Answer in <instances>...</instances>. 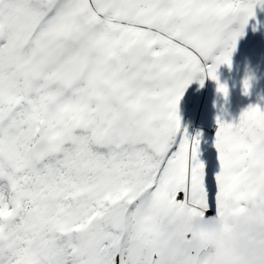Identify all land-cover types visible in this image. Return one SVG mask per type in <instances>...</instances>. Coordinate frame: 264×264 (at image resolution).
Returning <instances> with one entry per match:
<instances>
[{
    "label": "snow or ice",
    "instance_id": "6c2138e0",
    "mask_svg": "<svg viewBox=\"0 0 264 264\" xmlns=\"http://www.w3.org/2000/svg\"><path fill=\"white\" fill-rule=\"evenodd\" d=\"M260 3L0 0V264H264L182 228L264 194V110L217 118L211 175L178 115Z\"/></svg>",
    "mask_w": 264,
    "mask_h": 264
},
{
    "label": "trees",
    "instance_id": "16d2710c",
    "mask_svg": "<svg viewBox=\"0 0 264 264\" xmlns=\"http://www.w3.org/2000/svg\"><path fill=\"white\" fill-rule=\"evenodd\" d=\"M253 11L254 16L248 20L243 33L252 32V39H257L256 44L254 47H247L245 51L241 50V48L238 47L240 43L239 39L245 34L241 35L237 39L235 49L231 53L230 67L221 65L218 67L216 72L217 81L227 88V95L223 96L218 93L216 91L217 81L207 78L206 80L204 78L202 85L200 84V91L196 95L195 89L200 80L199 75H197V77L193 79L192 83H190L185 89L179 101L178 115L180 118V125L182 124L184 115L190 109V106L193 104L196 106L197 103L202 102L204 97L209 95L212 96L213 100L210 101V104H212L219 112L218 118L223 120L225 123H234L236 120L232 119L228 115L232 114L238 118L242 110L247 108L249 105H253L252 102L254 101L253 97L255 98V89H258V92H261V90L263 91L264 81L261 80V75H264V3H260L255 6ZM246 78L249 82V88L247 94L245 95L242 92V81ZM204 90L208 91L206 96ZM263 96L264 94L261 95L262 98ZM225 111H228V114ZM211 146L213 153L210 155V158L213 157L212 155L215 156L213 142L211 143ZM212 166L215 171V159Z\"/></svg>",
    "mask_w": 264,
    "mask_h": 264
},
{
    "label": "clouds",
    "instance_id": "9594fccd",
    "mask_svg": "<svg viewBox=\"0 0 264 264\" xmlns=\"http://www.w3.org/2000/svg\"><path fill=\"white\" fill-rule=\"evenodd\" d=\"M223 207L231 216L228 229L215 216H192L182 225L189 241L201 248L219 244L236 255L264 252V194L254 195L243 206L226 198Z\"/></svg>",
    "mask_w": 264,
    "mask_h": 264
},
{
    "label": "rangeland",
    "instance_id": "374dc122",
    "mask_svg": "<svg viewBox=\"0 0 264 264\" xmlns=\"http://www.w3.org/2000/svg\"><path fill=\"white\" fill-rule=\"evenodd\" d=\"M243 34L245 35L239 39L240 43L238 47L241 48V50L245 51L247 47H254L257 39H252L253 38L252 32H247ZM261 80L264 81L263 74L261 75ZM200 88H201L200 83L198 82V86H196L195 89L196 95L197 93H199ZM207 93L208 91L206 90L205 96ZM263 94H264V87H263V91L261 90V92H258V89H255L254 91L255 98L253 97L254 101L252 102L254 106L257 105L262 110H264V96L263 98L261 97V95ZM210 101H213L212 96L210 95L204 97L202 102L197 103L196 100L197 105L194 106L193 104L192 106H190V109L184 115V119L182 121V124L180 125L181 132L184 133L190 141L193 139L198 141L197 159L205 165V171L208 175H211L214 172L212 163L214 162L215 156L212 155L213 157L210 158V155L213 153L211 143L213 142L214 139V134L216 130V121L217 118L219 117L218 110L212 104H210ZM209 106L210 107L212 106L213 108L210 109ZM225 112L228 114V111ZM224 115L227 116L226 114ZM228 116L231 117L232 119L235 120L237 119L232 114H229ZM177 138H179V134Z\"/></svg>",
    "mask_w": 264,
    "mask_h": 264
},
{
    "label": "water",
    "instance_id": "95a60500",
    "mask_svg": "<svg viewBox=\"0 0 264 264\" xmlns=\"http://www.w3.org/2000/svg\"><path fill=\"white\" fill-rule=\"evenodd\" d=\"M210 109H212L211 107H209Z\"/></svg>",
    "mask_w": 264,
    "mask_h": 264
}]
</instances>
